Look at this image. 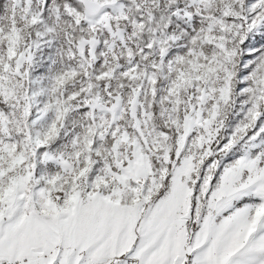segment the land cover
Wrapping results in <instances>:
<instances>
[{
  "label": "snow or ice",
  "instance_id": "1",
  "mask_svg": "<svg viewBox=\"0 0 264 264\" xmlns=\"http://www.w3.org/2000/svg\"><path fill=\"white\" fill-rule=\"evenodd\" d=\"M0 264H264V0H0Z\"/></svg>",
  "mask_w": 264,
  "mask_h": 264
}]
</instances>
